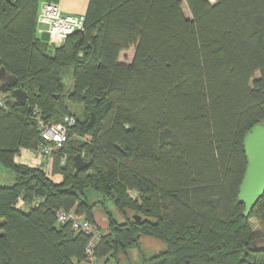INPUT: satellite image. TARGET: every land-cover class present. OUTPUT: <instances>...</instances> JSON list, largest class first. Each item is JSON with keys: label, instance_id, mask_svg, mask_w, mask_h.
I'll return each instance as SVG.
<instances>
[{"label": "trees", "instance_id": "1", "mask_svg": "<svg viewBox=\"0 0 264 264\" xmlns=\"http://www.w3.org/2000/svg\"><path fill=\"white\" fill-rule=\"evenodd\" d=\"M44 1L0 0V67L25 93L8 88L0 107V163L13 179L0 185V264H86L92 236L57 224L56 211L97 231L100 204L102 264L135 250L140 260L123 264H264V194L247 216L237 197L244 136L264 122V0H184L191 17L182 0H88L83 30L56 47L39 35ZM66 115L75 124L51 174L15 160L44 143L37 117ZM77 153L88 166L76 172ZM144 237L164 246L145 255Z\"/></svg>", "mask_w": 264, "mask_h": 264}, {"label": "built area", "instance_id": "2", "mask_svg": "<svg viewBox=\"0 0 264 264\" xmlns=\"http://www.w3.org/2000/svg\"><path fill=\"white\" fill-rule=\"evenodd\" d=\"M36 22L37 26L44 27V30L49 34L48 42L56 47L65 41L70 34L83 30L85 17L83 13H64L56 2L44 1L38 9ZM4 105L5 95L0 93V107ZM34 112L39 111L35 109ZM36 121L40 135L44 140V143H39L38 145V153L47 161H51L42 165L46 173L49 174L48 171H50L51 174L52 151L61 148L65 144L68 139V130L75 124V118L73 115H66L62 121L55 122L39 116ZM39 201V199H34L31 204L37 205ZM22 202L20 199L17 205ZM56 221L57 224L70 223L73 230L91 235L92 238L86 247V264H102L101 261L93 257V246L98 234L95 226L90 221L83 216L77 215L73 210L65 211L64 209L56 211Z\"/></svg>", "mask_w": 264, "mask_h": 264}, {"label": "water", "instance_id": "3", "mask_svg": "<svg viewBox=\"0 0 264 264\" xmlns=\"http://www.w3.org/2000/svg\"><path fill=\"white\" fill-rule=\"evenodd\" d=\"M41 40L47 41L49 34L43 30ZM0 91L10 92L17 98L25 99V93L20 88H14L16 78L0 67ZM244 150L247 156V165L239 185L238 200L244 204V215L247 216L257 200L264 194V122L254 124L244 136ZM76 172L88 166V163L79 153L74 155Z\"/></svg>", "mask_w": 264, "mask_h": 264}, {"label": "rangeland", "instance_id": "4", "mask_svg": "<svg viewBox=\"0 0 264 264\" xmlns=\"http://www.w3.org/2000/svg\"><path fill=\"white\" fill-rule=\"evenodd\" d=\"M51 1H56V0H51ZM209 1L210 2H214V0H209ZM182 10H183V13H184V15L186 17H191L190 16V11H189L188 7L186 6V3H185L184 0H182ZM133 51H134L133 47L129 48L126 51H123L121 53V55H120V61L129 62L132 59ZM63 79L65 81L64 83L66 85V92H67L72 87L71 86L72 85V68H69V71H66L65 75L63 76ZM2 94H4V92ZM69 107L72 108V109H75L77 111H81V106L80 105H71V104H69ZM21 150L24 151L25 149H21ZM21 150H20V154L15 157V159H18L19 162H23V163L26 162V164H30V165H43V163H46V162L50 163L51 162L50 160L47 161L38 152H34V151L26 149V150H28L30 152L28 154H31V156L33 155L32 159L28 160V157L26 156V154L25 155L22 154V156H20L21 155ZM48 173L50 174V171H48ZM57 179H59V178H57ZM57 179L54 178L55 181H57ZM12 181H13V179H12V176L10 174V171L8 170L7 167L3 166L0 163V185H10L12 183ZM129 194L132 197H136V195H137L136 192H134V191H129ZM97 197H98V195H97ZM100 198L103 200V198L101 196H100ZM101 206L102 205L100 204L98 207L95 208V210L99 209L105 215V216H103L102 213H101V216H98V224L100 226H102V228H100V229L97 228V231L100 232V233L102 231H104L103 230V226L105 225V223L107 221L106 212L104 211V209H102ZM105 207L107 208V211L113 213V215L118 220L122 219L121 214L115 210V208H114V206H113V204L111 202L106 201L105 202ZM252 225H253V227L255 229L257 227V222L255 220H252ZM141 240H142V251H143V253L145 255L148 254V253H151L152 251L158 250L159 248H162L164 246L161 242L156 241V240H154L152 238L144 237ZM140 256L141 255L139 254L138 250H135V251H133L131 253L127 252L126 256L122 255V257L125 258V259H121V264H123L124 260H125V262L136 263V262H138L140 260ZM126 258H127V260H126Z\"/></svg>", "mask_w": 264, "mask_h": 264}, {"label": "crops", "instance_id": "5", "mask_svg": "<svg viewBox=\"0 0 264 264\" xmlns=\"http://www.w3.org/2000/svg\"><path fill=\"white\" fill-rule=\"evenodd\" d=\"M53 2H56L57 4H59L64 13H84L86 10L87 4H88V0H56ZM38 27H40V26H38ZM38 29H40V31L42 32L44 30V27L41 26ZM28 153H30V152L26 149L24 151L21 150L20 156H22V154H24V155L26 154V156L28 157V160H31L33 155L31 156V154H28ZM15 160L19 162L18 159H15ZM24 163H26V162H24ZM49 176L55 183H58L61 179V175L58 173H55V174H52ZM54 178L55 179L59 178V179H57V181H55Z\"/></svg>", "mask_w": 264, "mask_h": 264}, {"label": "flooded vegetation", "instance_id": "6", "mask_svg": "<svg viewBox=\"0 0 264 264\" xmlns=\"http://www.w3.org/2000/svg\"><path fill=\"white\" fill-rule=\"evenodd\" d=\"M0 84H1V82H0ZM1 86H3V84H1ZM8 88H9V87H8ZM8 88H7V89H8ZM14 88H15V87H14Z\"/></svg>", "mask_w": 264, "mask_h": 264}]
</instances>
